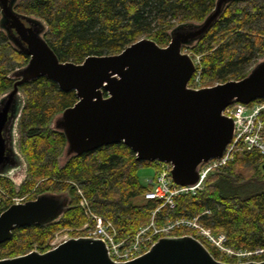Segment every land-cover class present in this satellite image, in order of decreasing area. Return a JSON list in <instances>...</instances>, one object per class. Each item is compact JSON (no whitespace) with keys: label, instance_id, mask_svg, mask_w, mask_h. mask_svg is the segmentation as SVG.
Wrapping results in <instances>:
<instances>
[{"label":"trees","instance_id":"16d2710c","mask_svg":"<svg viewBox=\"0 0 264 264\" xmlns=\"http://www.w3.org/2000/svg\"><path fill=\"white\" fill-rule=\"evenodd\" d=\"M213 5L214 0H22L15 10L46 24L44 39L61 62L81 63L88 56L118 54L142 38L164 47L169 42V29L182 22L201 21ZM187 52L199 57L202 86L243 78L264 56V0L231 3L205 37ZM27 61L28 57L14 50L0 31V96L12 88L14 81L8 75ZM20 92L24 106L16 134L18 150L27 164L26 178L17 187L0 178V214L13 199L32 200L42 193H66L71 202L70 210L52 224L14 229L11 239L0 245V259L34 249L45 252L48 239L63 229H72L75 237L83 235L75 232L88 223L79 205L82 196L78 189L92 212L112 223L118 238L129 237L146 226L159 203L144 198L151 186L141 184L137 172L153 164L137 161L133 152L119 143L74 156L60 167L65 138L51 130L49 123L76 102L75 93L62 92L45 78L22 85ZM263 165L264 156L255 150L236 154L199 189L177 196L174 209L161 207L155 225L198 217L213 234H224L227 248L264 250ZM246 184L255 185L254 191L244 192ZM134 198L138 201H132ZM172 235H191L215 259L236 262L193 230L180 228ZM251 258L261 261L264 255Z\"/></svg>","mask_w":264,"mask_h":264},{"label":"water","instance_id":"95a60500","mask_svg":"<svg viewBox=\"0 0 264 264\" xmlns=\"http://www.w3.org/2000/svg\"><path fill=\"white\" fill-rule=\"evenodd\" d=\"M22 0H0V31L27 63L8 77L12 88L0 96V178L16 187L26 178L27 164L17 146V124L24 106L20 87L39 78L54 82L62 92L75 93L76 102L49 123L62 133L59 157L69 159L103 146L122 143L137 161L171 166L173 183L194 187L201 166L219 159L230 143L235 125L224 109L232 104L264 101V56L239 80L197 89L188 86L196 66L190 54L235 1L214 0L199 22L186 21L168 30L169 42L160 47L142 38L120 53L88 56L81 63L61 62L44 39L46 24L15 8ZM66 193H42L13 203L0 214V245L12 231L44 227L70 210ZM0 264H264L261 261L226 263L215 259L191 235L158 238L146 252L126 262L113 261L106 243L92 237H69L45 252L0 259Z\"/></svg>","mask_w":264,"mask_h":264},{"label":"built area","instance_id":"2783aa9c","mask_svg":"<svg viewBox=\"0 0 264 264\" xmlns=\"http://www.w3.org/2000/svg\"><path fill=\"white\" fill-rule=\"evenodd\" d=\"M195 65L199 63V57H195ZM189 86L197 89L201 87L200 70L197 68L192 76ZM264 102H255L248 105L233 104L227 106L223 113L232 118L235 129L231 142L226 147L221 158L211 160L201 166L199 170V182L194 187L176 186L171 179V166L167 163L155 162V176L148 181L151 189L144 193L146 200H153L159 203L156 210L152 212L149 223L138 229L133 235L125 238H118L116 230L112 223L97 214H94L88 207L86 199L83 197L81 190L77 193L82 196L79 205L85 212L88 223L84 224L81 229L84 236L103 240L108 248L110 258L115 262H126L134 259L148 250L154 241L161 236H170V231L174 228H188L193 230L196 235L205 239L211 246L216 248L221 254L235 258V260L251 259V257H261L264 255L263 249L255 251H234L225 246V236L220 233L213 234L208 228L199 223L198 217L193 219L181 218L167 225L156 226L155 216L161 207L174 209L175 198L180 194H187L197 190L210 174L224 167L228 162L233 160L236 154L243 151L255 150L264 156ZM22 200H14L19 203ZM66 238L59 242L49 244L48 249H53Z\"/></svg>","mask_w":264,"mask_h":264},{"label":"rangeland","instance_id":"374dc122","mask_svg":"<svg viewBox=\"0 0 264 264\" xmlns=\"http://www.w3.org/2000/svg\"><path fill=\"white\" fill-rule=\"evenodd\" d=\"M262 170L264 171V165L262 166ZM155 171H156V167L155 165H150V166H143L140 167L138 169L137 175L139 178V181L141 182V184H143L144 186H147V183L149 180H152L154 178L155 175ZM242 186V185H241ZM255 189V185L253 184H246V187L243 189L244 192H251L254 191ZM22 200L21 202H23V198H15L14 200ZM132 201H138V198H134ZM167 225V224H165ZM180 228H184V227H180ZM180 228H174L173 230L170 231V235L173 234V232H175V230L180 229ZM187 229V228H185ZM74 231L72 229H63L55 234L52 235V237H50V239H48V242H46V247L49 246V244L52 243H56L59 242L60 240L64 239V238H68L71 237V233H73ZM76 232V231H75ZM251 259H245L242 260L243 261H250ZM236 262H240V260L236 261Z\"/></svg>","mask_w":264,"mask_h":264}]
</instances>
